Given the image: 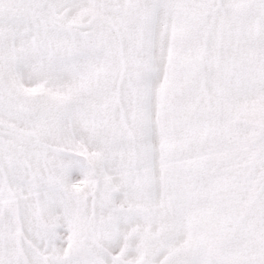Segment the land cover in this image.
<instances>
[{"label": "snow or ice", "instance_id": "obj_1", "mask_svg": "<svg viewBox=\"0 0 264 264\" xmlns=\"http://www.w3.org/2000/svg\"><path fill=\"white\" fill-rule=\"evenodd\" d=\"M0 264H264V0H0Z\"/></svg>", "mask_w": 264, "mask_h": 264}]
</instances>
